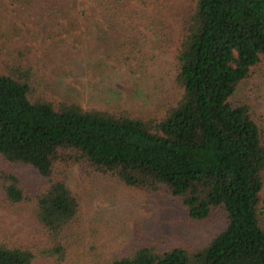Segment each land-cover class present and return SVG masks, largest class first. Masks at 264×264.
Masks as SVG:
<instances>
[{"label":"trees","instance_id":"1","mask_svg":"<svg viewBox=\"0 0 264 264\" xmlns=\"http://www.w3.org/2000/svg\"><path fill=\"white\" fill-rule=\"evenodd\" d=\"M96 1L110 13L132 6ZM151 1L158 10L176 0ZM61 14L51 8L32 17ZM262 55L264 0H195L175 55L183 94L161 119L39 94L32 66L21 59L0 66V160L8 169L32 166L41 178L29 190L17 173H0V196L27 204L34 224L28 234L0 225V264H264V141L250 107L232 101ZM75 167L148 194L166 191L191 220L222 208L226 225L195 249L136 245L109 257L93 243L86 250L68 180Z\"/></svg>","mask_w":264,"mask_h":264},{"label":"rangeland","instance_id":"2","mask_svg":"<svg viewBox=\"0 0 264 264\" xmlns=\"http://www.w3.org/2000/svg\"><path fill=\"white\" fill-rule=\"evenodd\" d=\"M131 2L110 13L96 0H0V66L19 59L32 66L39 94L161 119L183 94L175 55L195 0H176L158 10L151 0ZM51 8L62 14L32 17ZM232 101L250 107L264 141V55ZM5 170L17 173L29 190L41 183L32 166L8 169L0 160V173ZM68 180L81 203V240L89 242L83 245L87 250L95 244L106 257L136 245L200 248L226 225L222 208L207 220H191L180 199L166 191L148 194L79 167L68 171ZM261 210L264 227V172ZM0 225L32 232L30 207L10 205L0 196Z\"/></svg>","mask_w":264,"mask_h":264}]
</instances>
